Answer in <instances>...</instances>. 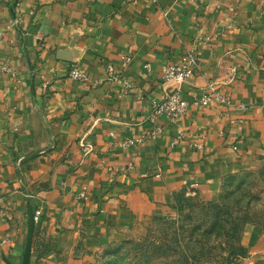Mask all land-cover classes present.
<instances>
[{"label":"crops","instance_id":"0c3cea01","mask_svg":"<svg viewBox=\"0 0 264 264\" xmlns=\"http://www.w3.org/2000/svg\"><path fill=\"white\" fill-rule=\"evenodd\" d=\"M189 53L182 99L211 84L246 110L190 105L151 138L153 104L177 87L162 69ZM125 137L139 143L124 150ZM263 159L264 0H0V264H91L106 243L144 235L181 190L213 197ZM242 245V264H264V230L246 229Z\"/></svg>","mask_w":264,"mask_h":264},{"label":"rangeland","instance_id":"374dc122","mask_svg":"<svg viewBox=\"0 0 264 264\" xmlns=\"http://www.w3.org/2000/svg\"><path fill=\"white\" fill-rule=\"evenodd\" d=\"M252 226L264 230V159L224 178L213 197L181 190L144 235L106 243L91 264H242Z\"/></svg>","mask_w":264,"mask_h":264},{"label":"built area","instance_id":"2783aa9c","mask_svg":"<svg viewBox=\"0 0 264 264\" xmlns=\"http://www.w3.org/2000/svg\"><path fill=\"white\" fill-rule=\"evenodd\" d=\"M155 1V0H153ZM18 22L16 19L13 20L12 26L16 27ZM125 63L129 62V58L124 59ZM197 67V58L195 54H187L181 61L179 65H166L162 69V80L164 82H174L177 86L176 89L167 94L159 103L153 104L151 108V113L148 117V121L151 124V131L149 136L155 138L162 132V128L158 125L157 120L160 117H164L169 124H175L177 120L186 114L190 105L197 107H210L212 105L224 106L228 109H234L238 111H245L246 107L242 104L234 105L231 100L219 93V91L211 84H208L200 95L199 98L195 99L191 104L186 102L181 97L180 86L186 81V79L193 76L195 69ZM4 70V69H2ZM5 71V70H4ZM106 80L113 85L119 86V91L121 94L126 95L132 89L133 84L124 79L122 72L116 71L112 65L108 64L105 67ZM71 80L81 83H86L88 81L87 76L77 69L72 67L69 73ZM45 87V86H44ZM230 124L238 131L242 130L246 125L245 120L237 119L231 120ZM112 139H116L114 134H110ZM185 140V135L183 132H178L174 138L169 142V148L173 149L180 145ZM206 141L205 136H199L195 141L191 143L197 151L203 149V145ZM139 143V140H134L132 138H122L117 141V144L124 150L135 147ZM84 149L88 146L82 145ZM195 188V185H192ZM193 194V192H190ZM87 195L86 189L84 188L82 192L78 195L79 199H85ZM3 213V209L0 207V215ZM38 213L35 214L34 220H37Z\"/></svg>","mask_w":264,"mask_h":264},{"label":"trees","instance_id":"16d2710c","mask_svg":"<svg viewBox=\"0 0 264 264\" xmlns=\"http://www.w3.org/2000/svg\"><path fill=\"white\" fill-rule=\"evenodd\" d=\"M231 176V175H230ZM227 177H229V176H227ZM226 178V177H225ZM173 200H176V196H175V198L173 199ZM173 202V201H172ZM156 219H158V217H156V218H154V220H156ZM154 220H153V222H154ZM152 222V223H153Z\"/></svg>","mask_w":264,"mask_h":264}]
</instances>
